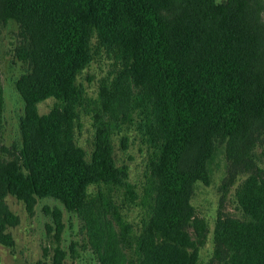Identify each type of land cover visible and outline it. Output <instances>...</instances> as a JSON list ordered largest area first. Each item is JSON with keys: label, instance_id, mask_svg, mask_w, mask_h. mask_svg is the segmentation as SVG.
I'll list each match as a JSON object with an SVG mask.
<instances>
[{"label": "trees", "instance_id": "16d2710c", "mask_svg": "<svg viewBox=\"0 0 264 264\" xmlns=\"http://www.w3.org/2000/svg\"><path fill=\"white\" fill-rule=\"evenodd\" d=\"M10 20L19 24L15 55L29 70L17 81L24 116L12 149L2 142L0 78L1 244L13 246L7 229L19 223L8 195L28 211L53 198L81 221L100 264H264V163L254 151L264 141V0H0V25ZM100 50L115 73L88 111L95 128L88 158L75 138L90 104L77 79ZM49 99L54 106L41 114ZM134 121L154 154L149 210L136 237L112 197L124 189L136 199L112 143ZM217 143L230 162L225 186L237 171L248 173L236 191L244 218L218 212L204 263L208 228L192 199L198 183L211 182ZM47 209L61 233L62 211ZM66 258L58 247L35 264Z\"/></svg>", "mask_w": 264, "mask_h": 264}, {"label": "rangeland", "instance_id": "374dc122", "mask_svg": "<svg viewBox=\"0 0 264 264\" xmlns=\"http://www.w3.org/2000/svg\"><path fill=\"white\" fill-rule=\"evenodd\" d=\"M222 2L224 0H217ZM19 24L10 20L0 25V78L4 96V116L2 127V142L12 149L20 146V123L24 116V101L17 89V81L29 70L27 63L19 61L15 55L18 41ZM95 43V40L93 41ZM94 60L78 76L77 83L82 85L85 97L90 101L87 111H81L75 130L76 142L87 153L89 158L94 148L95 128L92 110L98 104L100 85L115 73L113 61L104 50L95 52ZM55 99H49L39 105V112L46 114L54 106ZM264 139V137H263ZM115 159L119 167L127 166L129 182L136 194L132 200L126 196L124 189L114 190L113 202L122 218L132 227L134 237L142 229L143 220L147 217L149 204L146 201L145 189L150 181L149 161L153 149L148 146L136 127V121L123 126L121 132L112 137ZM254 151L259 163H264V141L257 142ZM211 182L209 185L198 183L192 203L197 214L207 223L208 234L204 246L200 247L201 260L205 263L212 258L213 230L218 212L224 215L244 218L239 207L236 191L248 176L247 172H236L232 181H227L230 172V162L226 156L225 145L217 143L214 157L209 162ZM96 186H91L93 195ZM106 190V188H104ZM107 191V190H106ZM10 210L19 217V223L9 227L7 232L14 239L13 246L0 243V264H35L51 257L56 248H62L67 253L65 264H100L94 251L89 247L84 227L78 217L53 198H38L32 211H28L23 201L13 195L6 197ZM47 208H59L62 211L63 230L58 233L54 215ZM190 232L194 237L193 229ZM130 256L134 258L133 253Z\"/></svg>", "mask_w": 264, "mask_h": 264}]
</instances>
